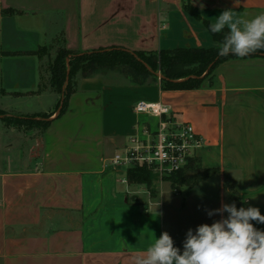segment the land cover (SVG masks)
<instances>
[{
    "label": "crops",
    "instance_id": "1",
    "mask_svg": "<svg viewBox=\"0 0 264 264\" xmlns=\"http://www.w3.org/2000/svg\"><path fill=\"white\" fill-rule=\"evenodd\" d=\"M224 10L250 19L264 0H0V110L49 121H0V264H135L165 231L182 253L189 229L227 218L208 215L223 204L264 215V56L224 61L193 89L164 88L160 72L144 84L118 71L80 76L60 115L50 59L36 54L217 47L209 25ZM141 100L191 123L203 140L192 157L215 171L173 188L146 165L155 191L130 183L128 169L145 164L113 158L160 120L134 110Z\"/></svg>",
    "mask_w": 264,
    "mask_h": 264
},
{
    "label": "trees",
    "instance_id": "2",
    "mask_svg": "<svg viewBox=\"0 0 264 264\" xmlns=\"http://www.w3.org/2000/svg\"><path fill=\"white\" fill-rule=\"evenodd\" d=\"M187 8L197 13L190 4ZM225 28L221 33H212L219 44L227 35ZM47 48L39 49L36 54H45ZM264 56V50L257 51L246 57ZM244 57V58H246ZM240 57L229 54L219 55L217 47H179L161 49L160 51L129 50L124 47H111L92 52L76 53L65 48H59L55 60L51 63V81L62 94L61 115L67 107L68 96L74 90L73 83L78 77H89L96 73L118 71L130 77L134 83L144 84L149 80H156L161 72L162 86L167 89H193L201 85L203 79L210 75L222 62ZM184 78V79H183ZM5 114L0 110V115ZM6 115V114H5ZM3 121L15 126L46 127L49 121L45 119L21 118L18 116H4ZM215 170H201L196 159L189 158L188 164L182 170L170 174L165 180L171 181L172 187L178 184L195 185ZM156 174L146 165H135L128 169V180L134 184H144L153 193V181Z\"/></svg>",
    "mask_w": 264,
    "mask_h": 264
},
{
    "label": "clouds",
    "instance_id": "3",
    "mask_svg": "<svg viewBox=\"0 0 264 264\" xmlns=\"http://www.w3.org/2000/svg\"><path fill=\"white\" fill-rule=\"evenodd\" d=\"M209 25L212 33L228 29L218 45L219 55L229 54L244 58L264 50V12L248 19L233 10H224ZM255 198V197H254ZM246 203L247 201H243ZM228 213L227 218L189 229L183 243V252L174 246L168 232L138 253L135 264H264V231L254 227L252 221L264 224V215L257 207H240L223 204L220 209L209 211Z\"/></svg>",
    "mask_w": 264,
    "mask_h": 264
},
{
    "label": "built area",
    "instance_id": "4",
    "mask_svg": "<svg viewBox=\"0 0 264 264\" xmlns=\"http://www.w3.org/2000/svg\"><path fill=\"white\" fill-rule=\"evenodd\" d=\"M134 110L158 117V128L147 141L131 137L125 150L114 156L113 163L154 166L162 176L185 168L194 150L203 144L194 126L189 122L176 120L171 114V107L160 102L141 100L134 106Z\"/></svg>",
    "mask_w": 264,
    "mask_h": 264
},
{
    "label": "rangeland",
    "instance_id": "5",
    "mask_svg": "<svg viewBox=\"0 0 264 264\" xmlns=\"http://www.w3.org/2000/svg\"><path fill=\"white\" fill-rule=\"evenodd\" d=\"M58 52H59V48H47V50H46V56H45V58H47V60H48V58L50 59V64L55 60V58L57 57V55H58ZM160 72V71H159ZM160 74H161V72H160ZM4 116H6L5 114H1L0 115V121L2 120V119H4V118H6V117H4ZM21 118H23V117H21ZM29 118V117H28ZM155 185V182H153V186ZM164 186V185H163Z\"/></svg>",
    "mask_w": 264,
    "mask_h": 264
}]
</instances>
